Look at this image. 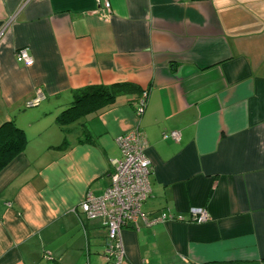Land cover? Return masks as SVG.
Instances as JSON below:
<instances>
[{"label":"crops","instance_id":"obj_1","mask_svg":"<svg viewBox=\"0 0 264 264\" xmlns=\"http://www.w3.org/2000/svg\"><path fill=\"white\" fill-rule=\"evenodd\" d=\"M108 1L102 18L96 0H0V127L26 138L0 171V264H106V230L80 203L135 127L142 212L182 220L124 228L122 264H264V0ZM116 84L135 90L60 121L74 92Z\"/></svg>","mask_w":264,"mask_h":264},{"label":"built area","instance_id":"obj_2","mask_svg":"<svg viewBox=\"0 0 264 264\" xmlns=\"http://www.w3.org/2000/svg\"><path fill=\"white\" fill-rule=\"evenodd\" d=\"M95 12L102 18H107L110 3L108 0H96ZM15 60L26 66L33 63L26 49H18ZM147 93L144 91L136 106L138 115L144 111ZM37 97L28 102L34 105L39 102ZM179 139L178 131H170L164 137ZM116 143L120 157L112 160L110 184L100 195L87 193L80 203L81 215L87 220H99L106 230L104 241L106 264H122L125 255L122 241V231L126 227L138 230L140 225L151 226L165 220H182L180 216L171 213H159L147 216L142 212V205L150 194L149 172L150 161L146 153L147 141L139 127L119 135ZM189 220L203 223L209 219V213L204 207H193L189 210ZM88 264V263H86Z\"/></svg>","mask_w":264,"mask_h":264},{"label":"trees","instance_id":"obj_3","mask_svg":"<svg viewBox=\"0 0 264 264\" xmlns=\"http://www.w3.org/2000/svg\"><path fill=\"white\" fill-rule=\"evenodd\" d=\"M135 90L127 84H116L110 87H87L78 92L79 97L59 115L62 122H72L96 106L111 103L125 91ZM77 94V95H78ZM26 138L23 132L11 122L0 127V171L23 150Z\"/></svg>","mask_w":264,"mask_h":264}]
</instances>
